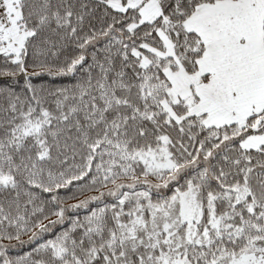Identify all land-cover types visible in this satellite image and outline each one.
Listing matches in <instances>:
<instances>
[{
    "label": "snow or ice",
    "instance_id": "6c2138e0",
    "mask_svg": "<svg viewBox=\"0 0 264 264\" xmlns=\"http://www.w3.org/2000/svg\"><path fill=\"white\" fill-rule=\"evenodd\" d=\"M0 264H264V0H0Z\"/></svg>",
    "mask_w": 264,
    "mask_h": 264
}]
</instances>
